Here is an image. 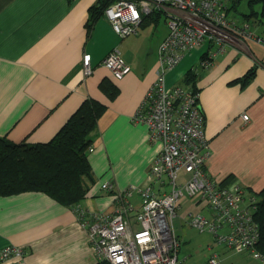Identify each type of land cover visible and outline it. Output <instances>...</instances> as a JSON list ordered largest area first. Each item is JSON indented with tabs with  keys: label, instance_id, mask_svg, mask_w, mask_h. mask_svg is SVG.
I'll return each mask as SVG.
<instances>
[{
	"label": "crops",
	"instance_id": "1",
	"mask_svg": "<svg viewBox=\"0 0 264 264\" xmlns=\"http://www.w3.org/2000/svg\"><path fill=\"white\" fill-rule=\"evenodd\" d=\"M97 1L0 0V137L15 143L46 142L84 99L106 106L93 134V150L87 154L92 182L83 179L88 191L78 205L64 207L41 192L0 196V248L21 246L23 264L99 261L88 236L92 216H111L127 202V215L134 221L140 205L137 189L149 184L148 171L160 150L133 115L155 79L158 48L167 29L156 40V60L145 56L146 52L144 58L134 56L125 42L118 44L123 38L103 15L87 28L89 9ZM249 1L251 12L254 4ZM239 5L240 0H230L226 10L239 15ZM250 12L240 13L242 21L229 20L248 24L255 18L245 16ZM152 15L156 25L164 16ZM249 32L252 36L247 39L207 43L185 53L166 72L165 82L168 87L180 85L185 73L194 71L210 144L206 174L218 182L230 176L258 193L264 189V37L255 36L250 25ZM114 48L121 49V57L131 68L120 80H114L102 64ZM85 53L90 55L89 76L81 72ZM203 54L211 55L206 68L199 65ZM251 67L255 68L251 81L245 86L233 83ZM105 79L117 88L113 99L99 89ZM243 114L247 120L242 119ZM103 182H109L111 188H101ZM130 186L131 195L120 201L118 193ZM152 190L156 192L157 187ZM79 211L84 227L77 218Z\"/></svg>",
	"mask_w": 264,
	"mask_h": 264
},
{
	"label": "built area",
	"instance_id": "2",
	"mask_svg": "<svg viewBox=\"0 0 264 264\" xmlns=\"http://www.w3.org/2000/svg\"><path fill=\"white\" fill-rule=\"evenodd\" d=\"M229 1L115 0L103 10L102 15L120 38L136 34L143 17L155 12L164 15L167 26V34L158 48L155 79L133 115L135 122L146 127L148 140L160 145L148 171L149 184L137 189L140 205L134 221L127 215L130 204L125 202L111 216L93 215V223L89 225L94 251L108 264H183L177 258L179 243L169 220L185 198H195L196 204L205 201L212 212L209 217L189 214L191 226L212 233L216 241L232 250L249 252L253 258L264 260L255 248L256 196L237 180L221 183L205 172L210 144L204 133L198 91L181 85L167 87L165 82L166 72L185 53L205 42L218 44L252 36L249 24L227 19L225 10ZM210 58L206 54V58L200 59V67H208ZM102 64L114 80L122 79L131 70L115 48ZM81 72L84 76L92 73L87 53L82 56ZM241 117L248 119L246 114ZM92 150L88 148L89 152ZM152 186L157 187L156 192ZM101 188L110 189L111 185L103 183ZM132 188L118 193L119 200L129 197ZM221 230L226 233H220ZM24 256L21 247L0 248V264H23ZM206 264H218L216 255Z\"/></svg>",
	"mask_w": 264,
	"mask_h": 264
},
{
	"label": "trees",
	"instance_id": "3",
	"mask_svg": "<svg viewBox=\"0 0 264 264\" xmlns=\"http://www.w3.org/2000/svg\"><path fill=\"white\" fill-rule=\"evenodd\" d=\"M114 1L98 0L91 7L87 28H91L102 16L103 10ZM249 3L251 6L261 3V8L258 11L251 9V12L245 16L264 18V1L250 0ZM153 14L158 15V13ZM153 19L152 14L144 16L141 26L148 25ZM204 58H206L205 54L200 59ZM254 75L255 68L251 67L233 83L245 86ZM196 79L191 69L185 73L182 81L194 92L198 91ZM99 89L109 99L117 95L116 86L108 79L100 82ZM105 109L106 106L92 98L84 99L56 134L46 142L15 143L0 137V196L41 192L64 207L74 208L78 205L88 191L83 179L88 178L91 181L88 148L92 145L97 121ZM252 193L257 198L253 212V222L257 232L255 248L264 257V189Z\"/></svg>",
	"mask_w": 264,
	"mask_h": 264
},
{
	"label": "rangeland",
	"instance_id": "4",
	"mask_svg": "<svg viewBox=\"0 0 264 264\" xmlns=\"http://www.w3.org/2000/svg\"><path fill=\"white\" fill-rule=\"evenodd\" d=\"M260 8L261 3H255L253 5L254 10L258 11ZM238 9L241 14L250 12L247 0H240ZM240 13L237 15L233 11H228L226 17L227 19L238 18L242 21L243 18ZM248 24L255 36H259L260 38L264 37V18H252L248 21ZM165 25L164 16H161L157 25L152 21L146 26H140L136 33L137 35H129L123 38L122 41L118 40V44L125 42V47L131 48L134 52V56L140 58L148 56L156 60V46L163 38V35H161L162 31L164 30L165 32L167 29ZM158 36L161 37L156 43ZM204 44H207V42ZM118 49L117 51L121 55V49ZM148 49H150V51H148ZM144 52H146L145 56ZM178 84L188 87L184 81H180ZM230 181L233 180L230 179V176H227L221 183H228ZM211 213L205 201L196 204L195 198H191L177 209L174 216L170 217V228L179 243L177 252L179 261L183 264H206L211 256L216 255L218 264H264V260L253 258L249 252H235L224 243L216 241L212 233L206 230L200 231L198 228L190 225L189 214H199L209 217ZM220 233L225 234L226 230H221Z\"/></svg>",
	"mask_w": 264,
	"mask_h": 264
},
{
	"label": "bare ground",
	"instance_id": "5",
	"mask_svg": "<svg viewBox=\"0 0 264 264\" xmlns=\"http://www.w3.org/2000/svg\"><path fill=\"white\" fill-rule=\"evenodd\" d=\"M103 183H107V184H109V182H103ZM102 183V184H103ZM101 184V185H102ZM145 186H147V184L145 185ZM145 186H142V187H145ZM131 187V186H130ZM188 201V198H185V199H183V200H181V202H180V206L184 203V202H187ZM77 218H78V220H79V222H80V224H81V226H85V224H86V222H85V219H84V216L83 215H81V214H79V213H77ZM88 236H89V231H88ZM89 242H91L90 241V239H89ZM91 244H92V242H91ZM16 246V245H15ZM18 247H21V246H18ZM22 248V247H21ZM23 249V248H22ZM99 258V257H98ZM97 262H106L107 264H108V262L105 260V259H103V258H99V261H97ZM96 263V262H95Z\"/></svg>",
	"mask_w": 264,
	"mask_h": 264
},
{
	"label": "water",
	"instance_id": "6",
	"mask_svg": "<svg viewBox=\"0 0 264 264\" xmlns=\"http://www.w3.org/2000/svg\"><path fill=\"white\" fill-rule=\"evenodd\" d=\"M264 1V0H263Z\"/></svg>",
	"mask_w": 264,
	"mask_h": 264
}]
</instances>
